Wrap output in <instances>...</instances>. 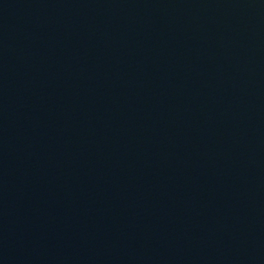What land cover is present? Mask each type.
Instances as JSON below:
<instances>
[{
	"label": "water",
	"instance_id": "1",
	"mask_svg": "<svg viewBox=\"0 0 264 264\" xmlns=\"http://www.w3.org/2000/svg\"><path fill=\"white\" fill-rule=\"evenodd\" d=\"M0 264H264V0H0Z\"/></svg>",
	"mask_w": 264,
	"mask_h": 264
}]
</instances>
